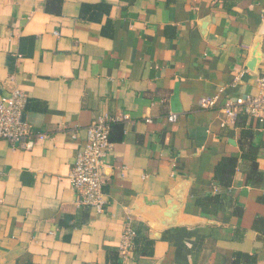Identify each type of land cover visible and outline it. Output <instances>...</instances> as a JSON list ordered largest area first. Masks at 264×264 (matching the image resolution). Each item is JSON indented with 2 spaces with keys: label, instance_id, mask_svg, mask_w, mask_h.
Returning <instances> with one entry per match:
<instances>
[{
  "label": "crops",
  "instance_id": "crops-1",
  "mask_svg": "<svg viewBox=\"0 0 264 264\" xmlns=\"http://www.w3.org/2000/svg\"><path fill=\"white\" fill-rule=\"evenodd\" d=\"M256 48L259 75L246 68ZM243 69L226 96L258 93L264 0H0V98L25 93V121L47 136L0 141V264H109L127 225L147 239L121 264H264V134L200 109ZM102 116L117 121L97 212L78 207L69 174ZM230 156L232 186L203 214Z\"/></svg>",
  "mask_w": 264,
  "mask_h": 264
},
{
  "label": "built area",
  "instance_id": "built-area-1",
  "mask_svg": "<svg viewBox=\"0 0 264 264\" xmlns=\"http://www.w3.org/2000/svg\"><path fill=\"white\" fill-rule=\"evenodd\" d=\"M248 71L243 69L235 74L230 86L219 89L212 97L204 99L200 104L202 110H218L224 116L221 127H235L241 116H247L260 126L264 134V77L257 80L258 93L226 96L228 88L239 87ZM28 97L20 90L9 96L0 98V141L9 143L13 148L31 149L46 135L34 132L24 119ZM124 119L128 120L126 116ZM170 122L176 118L170 116ZM116 119L102 116L87 128V139L77 154L75 163L69 174L72 187L77 192L78 207L93 208L103 212L107 205L103 187L102 167L105 157L112 151L111 134ZM136 231L127 225L119 248L120 257L124 260L135 246Z\"/></svg>",
  "mask_w": 264,
  "mask_h": 264
},
{
  "label": "trees",
  "instance_id": "trees-1",
  "mask_svg": "<svg viewBox=\"0 0 264 264\" xmlns=\"http://www.w3.org/2000/svg\"><path fill=\"white\" fill-rule=\"evenodd\" d=\"M98 9L100 6H84V12L90 9ZM247 116H241L237 122L239 123L240 120H247ZM236 124V126H237ZM114 126V125H113ZM242 141L240 142V150L242 152L241 158L242 159H250L252 160L253 168H256L255 158L253 155L250 154V150L252 145L250 142L248 143V138H252V133L250 129L243 128L242 129ZM112 136V134H111ZM112 141V139H111ZM248 144V149L246 146ZM239 157L237 156H230L224 157L222 160L217 164L214 170V178L213 180L217 183L219 192L215 195L206 196L204 199H198L196 202V206L200 208L201 213L208 214L211 212L210 208L216 210L217 206L219 208L220 200L222 199V194L225 190L229 189L232 186L235 172L238 166ZM221 193V194H220ZM137 237L135 238V246L139 242L140 239H147L145 236V232L143 230L136 231ZM134 246V247H135ZM135 249V248H134ZM108 251V260L109 264H121L122 258L120 257V251L118 250H107Z\"/></svg>",
  "mask_w": 264,
  "mask_h": 264
},
{
  "label": "water",
  "instance_id": "water-1",
  "mask_svg": "<svg viewBox=\"0 0 264 264\" xmlns=\"http://www.w3.org/2000/svg\"><path fill=\"white\" fill-rule=\"evenodd\" d=\"M259 48V47H258ZM256 48L255 52L253 53V56L249 59V61L246 64V68L252 72L255 75H259V66L262 62V55L259 53V49ZM184 202L183 200H180V202ZM179 206H182V203L179 204ZM172 207H175V204L172 205ZM173 215L168 214V217L171 218ZM153 238V237H152ZM154 239V238H153Z\"/></svg>",
  "mask_w": 264,
  "mask_h": 264
}]
</instances>
